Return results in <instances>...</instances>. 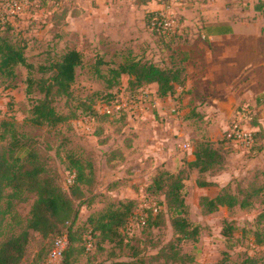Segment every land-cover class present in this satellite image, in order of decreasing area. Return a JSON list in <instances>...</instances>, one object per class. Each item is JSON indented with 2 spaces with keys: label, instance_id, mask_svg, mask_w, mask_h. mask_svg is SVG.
Instances as JSON below:
<instances>
[{
  "label": "rangeland",
  "instance_id": "rangeland-1",
  "mask_svg": "<svg viewBox=\"0 0 264 264\" xmlns=\"http://www.w3.org/2000/svg\"><path fill=\"white\" fill-rule=\"evenodd\" d=\"M36 1L30 9V16L16 18L15 23L11 21L0 23V31H8L3 34H7L16 43L26 45L28 60L34 64L32 68L22 64L17 65L16 76L13 78L0 72V147H6L8 144L10 131L3 121L9 120L14 122L20 132L36 140V147L47 159L50 167L57 172L63 185H65L64 177L68 174L71 165V155L81 157L85 162H92L96 177L93 184L83 185L84 198L76 199L79 214L74 227L86 225L91 213L104 209L111 202L130 197L138 200L139 215H136L125 228L127 238L122 242L118 239L101 242L97 238V247L87 250L82 240L77 241L73 255L76 263L97 264L114 258L131 259L136 253L146 257L153 255L174 237V229L171 212H168L166 206L162 204L160 207L166 213L165 222L159 226L152 225L150 228L144 226V219L140 214H149V208L157 206V198L149 197L146 187L157 169L170 168L177 171L186 165V162L181 163V160L187 161V156H182L184 159H178L176 163L171 159V162H168L169 166H166L165 160L156 170L151 168L152 172L149 173L148 179L147 175L139 171L136 174L132 167H139L135 162L139 163L141 160L133 153L127 154L121 150L127 138H131L130 131L134 126L130 122L135 119L133 115L129 116L124 111L120 116L113 118L100 116L98 126L92 133L82 132L71 119L56 126L35 122L31 109L34 100L41 94L38 90L30 94L27 92V78L29 75L39 78L50 74L49 71H42V66L49 65L67 47H77L84 53V62L77 68L73 96L70 99L59 98L57 107L69 113L84 111L93 104L99 106L106 102L108 98L105 97L108 93L119 92L120 82L123 83L122 86L127 84L126 74L113 85H110L107 78L112 75L109 67L119 63L128 48H132L138 55L157 60L161 64H165L171 54L182 57L186 51L191 56V53L193 55L196 51L205 49L202 46L206 39L203 35V27L199 24H188L181 10V7L187 3L193 2L199 5L202 1L151 0L152 6L149 8L140 5L136 9L128 10L129 2L134 0H109L114 4L123 5V9L121 7L118 9L120 11L118 17L114 16L117 9L114 6L103 11L104 17L96 12L93 22L83 17L84 14L60 26H53L51 17L54 11H60L62 7L53 10L47 0ZM94 1L65 0L63 6L86 11L88 5ZM257 1H228L229 5L234 4L240 8L236 16L242 23L241 33L250 34L252 37V40L239 43L242 53L239 56L238 73L229 79L227 73L217 70L213 84L219 89L208 90L210 83H202L194 100H187V94L181 96L184 91L188 93V90L177 92L174 96L173 106L177 107V119L182 120L181 126L184 131V135L175 134L179 136L176 140L178 147L182 144L185 148L184 143L190 141L194 148L198 142L212 140L223 151L226 162L225 168L220 171L200 172L197 168L188 170L184 191L190 209L189 216L193 226L199 231L196 240H187L180 244L183 252L193 256L190 264L234 263L245 258L244 251L264 253V246L256 243L257 235L264 237V216H261V213H264V190L251 197L253 204L249 207L221 206L216 211L207 213L201 204L203 196L215 195L227 183L231 185L233 191H240V197H243L245 192L251 191L253 187L264 184V9H254ZM1 3L2 0L0 5ZM164 6L176 12L181 22L177 37L171 43L161 39L152 26L146 23L148 11ZM88 16L90 18L91 14ZM248 51H251L254 57L252 55L249 57ZM99 58L106 59L108 63L97 66L96 61ZM101 73L106 76H101ZM142 89L149 92L152 103L155 96L151 84ZM210 93L214 94L211 101L207 97ZM151 103L148 106H151ZM205 103L208 104V108L199 107ZM237 109L246 113L241 117L243 118L241 124L258 130L257 143L250 150H244L232 140L222 141L225 135L229 138L236 121L234 117ZM125 127L127 130L124 129ZM3 133H6L5 138ZM125 159L130 160V163L125 164L123 162ZM198 178L215 180L218 185L199 186ZM8 191L9 188L6 189V192ZM35 198L33 192L25 191L20 195L1 199L0 241L8 234L20 230L30 214ZM226 220L230 221L227 225L233 226L230 235L222 232ZM51 241L52 237L30 230L25 262H31L40 252L44 253ZM162 261H155L154 264H163Z\"/></svg>",
  "mask_w": 264,
  "mask_h": 264
},
{
  "label": "trees",
  "instance_id": "trees-1",
  "mask_svg": "<svg viewBox=\"0 0 264 264\" xmlns=\"http://www.w3.org/2000/svg\"><path fill=\"white\" fill-rule=\"evenodd\" d=\"M139 3H147L151 0H136ZM255 9H264V0L255 3ZM56 12V11H54ZM146 23L151 26L155 16L154 11H148ZM54 14V13H53ZM59 23V21H57ZM214 31L213 27H209ZM223 27H218V30ZM223 30V29H222ZM154 31L161 39L171 43L177 37L165 35L156 29ZM8 31H0V72L9 77L16 76V66L19 64L32 68L34 64L28 60L25 48L26 45L16 43L7 34ZM125 53V52H124ZM184 56L171 54L165 64L157 60L143 57L128 48L123 59L109 67L112 73L107 79L110 85L119 80L122 75H127V88L130 91H137L144 86L156 82L158 84L157 95L166 96L174 94L178 88L184 87L187 81V60L188 52ZM84 62V53L81 49L73 46L67 47L59 56L55 57L49 65L42 66V71H49L50 74L42 75L39 78L29 75L27 78V92L30 94L38 90L41 94L34 100L32 115L35 122L56 126L79 117L82 114L93 113L97 118L107 117L100 114L96 105H90L84 111L63 112L58 109L57 101L65 97L70 99L73 96V84L76 80L77 68ZM97 66L108 63L104 58H99ZM101 76H106L101 73ZM113 78V79H111ZM123 83L120 82L121 86ZM115 93H108L105 98L109 102ZM110 97V98H109ZM9 133V140L6 147H0V201L4 197H12L22 194L25 191L33 192L36 195L30 209V214L18 232L8 234L0 241V264H42L51 251L55 238L64 233L68 236V244L65 248L61 264H78L74 261L73 255L76 251L75 243L82 240L87 250V239L85 234L90 230L93 238V245L90 249L97 247L98 240H119L122 242L127 238L124 231L136 216L139 202L136 198L130 197L126 200L111 202L104 209L91 213L86 225L74 227L78 219L79 208L76 199L85 196L84 184L91 185L96 177L93 164L85 162L78 156L71 155L69 172L75 171L76 176L70 185L66 186L59 180V175L36 147V140L30 135L20 132L13 121L4 120ZM257 133L255 130L256 143ZM6 133H3V138ZM231 142V138L224 136L222 141ZM218 142L221 143L220 140ZM194 159L184 161L186 165L175 171L170 168H159L152 176L151 182L147 185L146 191L149 197L157 198L156 205L149 208V214L144 215V226H159L165 222V211L160 205H165L166 210L171 212V223L174 229V237L157 253L150 256H143L136 253L131 259H110L97 264H154L155 261L163 260V264H190L193 256L183 252L181 242L196 240L199 231L193 226L189 213V205L184 191L185 180L188 177V170L197 168L200 172L220 171L225 168L223 151L215 145V141L204 140L198 142L194 148ZM65 184V182H64ZM199 186L218 185L217 181L206 178H198ZM66 186V187H64ZM230 184L223 185L213 196L205 195L201 198L204 211L209 213L216 211L221 206L232 208L235 206L249 207L253 204L251 197L264 190V184L253 187L251 191L245 192L240 197L239 192L233 191ZM9 188L10 191L6 192ZM162 195L164 198H162ZM156 210V212L154 211ZM264 216V213H261ZM226 225L230 221L226 220ZM223 227V234L230 235L233 226ZM30 230H36L43 236L52 237L46 251L40 252L29 263L24 258L30 239ZM256 243L264 246V237L257 235ZM245 258L240 262L225 264H264V253H249L244 251ZM150 259V260H149Z\"/></svg>",
  "mask_w": 264,
  "mask_h": 264
},
{
  "label": "crops",
  "instance_id": "crops-1",
  "mask_svg": "<svg viewBox=\"0 0 264 264\" xmlns=\"http://www.w3.org/2000/svg\"><path fill=\"white\" fill-rule=\"evenodd\" d=\"M108 1L95 0L88 5L86 11L80 8L74 9L69 8V6H62L60 11H56L52 15L51 23L53 26L64 25L70 19L81 17L84 14L83 17L93 22V16L96 15V12L103 16V11H107V9L114 6L117 8L114 16L118 17L120 15L118 9L120 7L123 9V5L121 3L114 4L111 2L112 0ZM201 1L199 5L191 2L181 7L185 15V21L190 25L199 24L203 27V35L206 38L204 44H202L205 49L203 48L202 51L200 49L195 54L192 55L191 53V56L189 55L188 63L186 62L188 75L185 86L180 87L181 89H178L174 94L158 96L156 92L158 84L156 82L150 83L152 90H154L155 99L151 103V106L145 107L142 113L130 122L134 126L132 127V131H130L131 138H127L126 143L121 149L127 154L133 153V155H136L141 160L139 163H137L138 161L135 162V164H139V167H132V169H135L136 174L139 171L141 174L147 175V179L149 173L152 172L151 168L156 170L158 165L162 164L165 160L167 162L166 166H169L168 162H171V159L176 163L178 159H184L182 156H187L188 160L195 157L192 150L193 145L190 141H188L191 144L190 148H184L182 144L178 147L179 144L176 141L179 136L177 137L175 134L181 136L184 133L181 126L182 120H178L177 115L171 113L176 93L188 90V93L184 91L181 96L187 94V100L190 101L195 99L196 92L202 83H210L207 87L208 90L214 91L219 89V87L213 84L217 70L227 73L228 78L231 79L239 71V56L242 53L239 43L241 41L252 40L250 34L241 33L240 27L242 23L239 17L236 16L240 9L238 6L236 7L234 4L229 5V0ZM140 5L149 8L152 6V1L147 3H139L136 0L130 1L128 10L136 9ZM53 10L58 9L53 8ZM89 14H91L90 18ZM209 27H213L214 31H211ZM218 27H223V30L221 28L218 30ZM248 52L247 55L249 57L250 55L254 57L251 51ZM213 93H210V96L207 95L209 101L213 100ZM184 99L186 100V98ZM199 107L208 108L209 106L205 103V105H200ZM203 110L208 111V109ZM124 129L127 130V127ZM186 149L190 151H186ZM131 161H134V159H131ZM181 161V163L184 162V160ZM123 162L125 164L127 162L130 163V160L125 159Z\"/></svg>",
  "mask_w": 264,
  "mask_h": 264
},
{
  "label": "built area",
  "instance_id": "built-area-1",
  "mask_svg": "<svg viewBox=\"0 0 264 264\" xmlns=\"http://www.w3.org/2000/svg\"><path fill=\"white\" fill-rule=\"evenodd\" d=\"M54 9H59L63 6L65 0H47ZM36 0H2L0 5V23L13 22L16 18H23L30 16V9L36 4ZM38 5V4H37ZM155 12V16L152 20L151 26L153 29L165 34L173 35L176 33L181 25L180 18L176 12L164 7L152 9ZM151 96L146 89H138L137 91H130L126 85H121L119 92L115 94L109 102H105L99 106H96L100 114L113 118L120 116L124 111L134 117L139 116L143 109L151 103ZM177 107H171V113L176 114ZM243 115H246L245 111L237 109L234 117V125L229 137L236 145L244 150L252 149L256 144L255 130L250 127L241 124ZM72 122L84 133H92L98 126V118L93 113L82 114L77 118L72 119ZM185 148H190L191 144L187 141L184 143ZM75 171L68 172L64 177L65 185L68 186L73 183L75 179ZM139 215V212H136ZM140 217L144 219L143 213ZM144 221V220H143ZM87 239V248L90 249L93 245V238L91 231L89 230L85 234ZM68 244V236L66 233L58 235L55 238L54 245L49 252L46 259L42 264H61L65 248Z\"/></svg>",
  "mask_w": 264,
  "mask_h": 264
}]
</instances>
